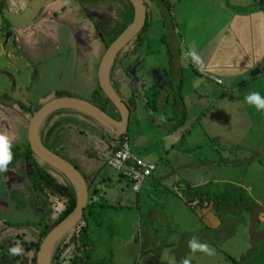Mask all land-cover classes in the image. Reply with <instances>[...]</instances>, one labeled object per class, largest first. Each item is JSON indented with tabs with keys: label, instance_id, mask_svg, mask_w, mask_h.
<instances>
[{
	"label": "rangeland",
	"instance_id": "rangeland-1",
	"mask_svg": "<svg viewBox=\"0 0 264 264\" xmlns=\"http://www.w3.org/2000/svg\"><path fill=\"white\" fill-rule=\"evenodd\" d=\"M57 1L63 4L61 11L58 6L54 5V9L57 10L56 7H58V11L53 13L45 11L44 15L45 3H42L43 0H4L5 9L12 14H20L34 4L39 5L40 11L38 12H41L40 16H37V21L34 20L31 25L25 27L27 32L30 30L32 32L30 37L23 36L21 39L26 40V45L18 44L16 38L14 42L10 40L8 43L5 42V34L11 30L4 26L0 17V93L4 94L3 97L9 95L12 98L11 104H0V132L9 136L12 147L26 141L30 118L37 107L50 99L53 92L58 94L63 91L62 95L87 100L89 92L86 89L95 86V81L93 84L91 80L97 71L98 54L102 46L99 47L97 45L99 42L93 39L91 28L88 27L87 30L80 32L81 30L77 26L68 24L66 27L64 20L68 22L81 20L80 10L88 11L91 4L98 0ZM221 1L226 2L227 0ZM168 2L171 6L170 13L165 12L162 9L163 5L159 2L150 5L148 8L150 11L148 29L141 35L140 40L138 38L139 41H133L130 44L131 50L128 51V48L126 50L128 55L130 54L124 60L127 65H136L140 60H143L145 65L148 64L144 67L148 71L146 73L148 81L151 78L152 80L155 77L158 78L157 75L162 72V70L154 68V65L160 66L162 63L163 66H166L163 62L164 57L161 61L156 58V53L159 52L157 50L162 48L160 44L165 46L164 42H166L169 46L172 43L173 46H171L174 49L171 48V50L174 52L178 48H185L182 42L187 45L189 34L182 42H180L179 36L186 24H189L187 18H191L192 14L195 15L196 10L199 9L201 12L204 10L205 16L209 17L212 14L207 10L216 11L221 6L219 0H168ZM228 2L231 4L230 6L234 5L233 0H228ZM261 5L264 8V0H261ZM164 6L166 5L164 4ZM239 8L248 10L246 5L235 4L234 10H240ZM119 11H116L117 23L119 26H126L130 20L120 19ZM88 13L90 14V12ZM200 13H198V17ZM48 17L58 19L52 21L53 25L47 23ZM218 18V21L226 20L223 13ZM184 19L187 20L186 24ZM35 22L36 24L40 23V27L44 28L43 33H40L36 28ZM51 29L55 30L52 31L55 35L47 33L51 32ZM13 32L16 34V31ZM120 34L118 30L115 34L116 38ZM195 35L192 34L191 37ZM199 38L200 36L194 38L196 39L195 45H198ZM262 38H264V34ZM157 43L160 47H157ZM165 50L167 51V48L163 47V52ZM177 59L184 69L188 68L187 60L182 52L177 56ZM148 66L152 69H148ZM139 76L137 74V77ZM187 85L189 84L186 81L184 87ZM211 88L212 85L209 86V89ZM93 89L94 92L97 88ZM189 90L190 88L186 92L182 89L188 97H193V94H189ZM212 90L218 91V86H213ZM250 90L258 91L261 96H264V76L254 80L253 84L247 85V92ZM152 91L150 89L147 97ZM215 95L216 93L212 97L214 98ZM234 96L237 95L234 94ZM1 97L2 95H0ZM16 102H22L29 112H22ZM210 102L208 101V103ZM202 103L203 100L200 104ZM226 107L230 111L238 109L236 106L223 103V108ZM245 108H249V111L256 110L248 103H245ZM197 109L200 110V108ZM156 121L161 122L160 119H156ZM72 123L75 122L70 124ZM75 124L77 126L80 123ZM159 124L162 125L163 130L168 128L163 125L166 123ZM144 125L153 137L157 136L156 132L159 130L153 131L154 126L151 122L146 121ZM246 126L245 133H248L244 134L243 140L240 139V143L232 140L226 141L227 147L223 153L212 142L215 148L214 152H219L217 154L219 158L215 157L217 166L214 168L220 169L221 179L218 180L220 184L213 186L215 206L209 208L210 212L214 210L221 219L227 216V210L225 212L222 201L225 197L230 196L232 190H235L231 183L237 185L246 181L247 186L262 195L264 200V132L251 129L247 119ZM134 128V122L130 119L126 136L129 140L130 150L139 156L138 143L141 146V140ZM198 134L196 132L197 136H199ZM153 137L148 138L150 144L155 142ZM199 140L204 141L205 139L200 138ZM158 142L160 146L161 142ZM141 148L142 152L147 147L141 146ZM106 171L112 180L110 190L106 192L107 195H102L104 191L102 184L94 185L95 190L90 189L88 196L90 207L88 204L85 208L89 215L85 213L86 215L79 226L61 240L52 256L53 264H70L69 260L75 253L72 241L74 237L80 239V236L77 237V235L82 228H85L86 232L87 258L92 264H181L185 257L190 258L191 264H233L231 261H235L236 264H264V255L263 252H260V246L257 245L255 248L256 242L253 243V240H248L246 237L250 232L247 222L245 226L244 224L239 225L237 230L238 226L234 228L235 236L228 232L220 234L213 229L211 240H199L202 243H208L215 250V255L208 256L201 252L192 253L188 242L194 236L197 239L203 238L201 228H204L205 225L201 221L202 217L191 223L186 219L185 215L187 214L183 213L180 208L164 212L163 206L165 205L158 201L157 196H154L156 188H150V185L148 187L147 181L143 184L145 187L141 189V191L144 189L146 191L136 194L119 177L118 172L109 168ZM156 173L157 171H155ZM224 181L230 182V185ZM169 198L176 202L174 195ZM35 201L38 202L28 178L27 163L19 161L9 164L8 171L0 175V264H16L14 260L17 262L19 257L23 256L21 258H24V255L29 256L26 259V264H33L31 258L34 256L35 249L30 255L24 252L20 255H11L9 248L17 243L20 244V241L27 243L29 239L39 240L38 237L45 234L44 227L41 226H44L45 223L49 225L56 222L64 212L63 203L57 199V196L49 194L47 209L50 213L44 215H40L39 205L36 206ZM111 205L114 208L109 209ZM227 206L231 208L229 205ZM236 208L238 205L232 207L230 212L234 213ZM196 210L199 211L200 208ZM188 212L187 216L193 220L194 212ZM245 212L244 210L242 217L247 221L249 214ZM172 221L176 222V226ZM180 225L186 229V235H180L183 232ZM258 242L264 243V240H258ZM14 257L15 259H13ZM17 263L19 264V262Z\"/></svg>",
	"mask_w": 264,
	"mask_h": 264
},
{
	"label": "crops",
	"instance_id": "crops-1",
	"mask_svg": "<svg viewBox=\"0 0 264 264\" xmlns=\"http://www.w3.org/2000/svg\"><path fill=\"white\" fill-rule=\"evenodd\" d=\"M155 1L163 5L162 9L165 12L164 4H167L171 10L168 0ZM233 2L234 5L230 6L228 0L226 2L219 0L221 5L219 9L216 11L206 9L212 14L209 17L205 16L204 10L201 12L199 9L196 10L195 15L192 14L191 18H187L189 24H186L187 20L184 19L186 26L180 32L179 38L182 42L185 36L189 34L187 45L182 42L185 48H178L174 52L171 50V48L174 49L172 43V46H168L166 42H164L165 46L160 44L162 48L157 50L159 52L156 53V58L161 61L164 57L163 62L166 66H163L162 63L160 66L154 65V68L162 70L157 75L159 81L156 77L153 80L152 78L150 81L147 80L146 73L148 71L144 67L148 64L145 65L143 60H140L138 68L131 67L129 64L125 66V71L122 67L115 69L113 67L110 71V80L121 100L125 104L127 103L126 105L129 107L128 123L124 129L125 134L121 137L126 138L129 148V140L126 135L129 130V120L132 119L134 129L139 135V140H141V146L147 148L141 152L142 148L138 143L139 156L132 153L130 148L129 150L136 158L155 166L154 171L146 181L148 187L150 185V188H156L154 196H157L158 201L165 205L163 211L170 212L173 208H180L187 215L189 214L188 211H192L194 212L193 220L185 215L187 221L191 223L202 217L201 221L204 222L205 227L201 228L203 238L198 240H211L213 235L211 230L213 229H219L220 234L228 232V234L235 236L234 228L238 226L237 230L239 225L244 224L245 226L247 222L248 228L250 226L247 239L253 240V243L256 242L255 248L259 245L260 252H263L264 255V243L258 242V240H264V200L262 195L247 186L246 181L237 185L231 183L235 190H232L230 196L225 197L222 201L223 206L229 205L232 208L238 205L237 210H234L237 214L236 217L233 215L230 219L222 218L220 221L215 211L210 212L209 208L215 206L213 203L215 194L213 186L220 184L218 180L221 179L220 169L214 168L217 166L215 157L219 158L217 156L219 152H214L215 148L212 142L215 143V147L220 148L222 153L227 147L226 141L232 140L240 143V139L243 140L244 134L248 133H245L246 119L251 129L264 132V111H249V108H245L244 99L249 92H252V90L247 92V85L253 84L254 80L264 76V72L259 73L253 80L246 82L251 77L252 71L264 70V38H262L264 34V8L261 7V0H233ZM42 3H45L44 15L46 14L45 11L57 12L58 7L61 11V5H63L57 0H43ZM235 4L246 5L248 10L240 8V10H234ZM54 5L58 6L56 7L57 10L54 9ZM198 13H200L199 17L197 16ZM221 13L225 14V21H218V16ZM57 19L48 17L46 20L47 23L53 24L52 21ZM39 24H36V28L40 33H43L45 30ZM52 31L55 30L51 29V32L47 33L51 35ZM171 31L173 32V30ZM192 34L196 35L191 37ZM31 35L30 30L27 36L30 37ZM199 36V43L195 45L196 39L194 38ZM17 43L26 45V40L18 38ZM158 46L159 43H157ZM163 47H166L167 51L163 52ZM192 48L203 58L206 65L204 71H197L188 60L187 69L178 63L177 56ZM130 69L135 70V76H127L126 72L130 75ZM148 69L152 68L148 66ZM137 74L140 76L137 77ZM91 81L93 84L95 81L94 87L99 88L97 71ZM186 81L189 85L184 87ZM210 85H212L211 89H209ZM213 86H218V91L221 93L217 90H215L216 92L213 91ZM93 88L86 89L89 92V97L86 99L89 102L97 103L98 107L111 117L113 113L115 116L113 118L119 120L116 110L103 94L98 99H91ZM188 88H190L189 94H193V97H188L182 91L184 89L187 92ZM150 89L153 91L147 97ZM214 93L216 95L213 98ZM55 94L53 92L50 98H54ZM0 95H2L0 98L2 100L9 99L10 101L12 99L9 95H5L6 97H3L4 94L0 93ZM202 100L203 103L200 104ZM208 101L211 102L208 103ZM128 102L132 104L130 105ZM18 103L25 106L22 102ZM223 103L236 106L238 109L230 111L227 107L223 108ZM197 110L199 111L197 112ZM160 116L166 118L163 122L166 124L163 125L168 126V128L165 130L159 124L162 122L156 121ZM146 121L153 124V131L159 130L156 132V137H153L151 132L146 130L144 125ZM71 122L80 124L76 126L75 123H72L74 125L70 124ZM53 126L56 128L50 138L47 139L48 146L51 148L49 150L67 160L78 170L87 184L88 196L90 189L95 190L94 185L97 186L98 184L104 186L102 195H107L106 192L110 190L112 180L106 171L109 168L106 162L118 147L120 137L112 136L113 134L108 130L83 114L60 110L51 113L43 122L39 135L40 141L41 137H44V133ZM43 127L45 128L42 130ZM196 132L199 133V136L196 135ZM41 134L43 135L41 136ZM149 137H153L154 144L149 143ZM200 138L205 140L201 141ZM158 141L161 142L160 146ZM25 142H27V136ZM155 171H157L156 174ZM119 177L130 187L121 175ZM224 182L230 185V182ZM144 187L142 185L141 189ZM141 189L138 193L146 191V189L142 191ZM196 191H202L207 198V200H200L199 211L190 208L187 204L188 199ZM49 194L54 197L57 196L51 190L43 188V195L46 196L47 201ZM173 195L176 197V202L169 198ZM44 199L39 200L43 202ZM204 203L207 206H204ZM112 208H114L113 205L109 206V209ZM207 208L209 209L204 210ZM244 210L249 214L247 221L242 217ZM255 210H257L256 214H254ZM172 222L176 226V222ZM180 227L182 228V225ZM182 230L180 235H186V229L182 228ZM72 243L74 244V241ZM78 244L79 240H77L76 246ZM73 246L75 249V244Z\"/></svg>",
	"mask_w": 264,
	"mask_h": 264
},
{
	"label": "water",
	"instance_id": "water-1",
	"mask_svg": "<svg viewBox=\"0 0 264 264\" xmlns=\"http://www.w3.org/2000/svg\"><path fill=\"white\" fill-rule=\"evenodd\" d=\"M126 1L133 8L132 21L109 45L99 62L97 70L99 89L116 110L119 120H115L106 114L98 107L97 103L70 96L50 98L33 113L29 120L27 126V143L30 151L42 164L63 175L70 184L75 196V207L73 211L54 226L42 239L35 257V264H52V256L57 246L68 233L79 226L83 219L84 209L88 204L90 205L88 187L82 175L67 160L50 151L40 141V130L47 116L60 110L74 111L97 122L102 128L113 134L112 136L114 137L118 136L119 138L125 134L124 129L128 123L129 107L114 90L110 80V71L113 68L115 58L119 53L125 52L128 46L136 39L146 20V6L143 0ZM39 9V5L34 4L19 16L4 10H2V15L12 28L19 29L32 22L38 11H40ZM0 104L9 105L11 102L0 99ZM40 123L41 126L38 128Z\"/></svg>",
	"mask_w": 264,
	"mask_h": 264
},
{
	"label": "flooded vegetation",
	"instance_id": "flooded-vegetation-1",
	"mask_svg": "<svg viewBox=\"0 0 264 264\" xmlns=\"http://www.w3.org/2000/svg\"><path fill=\"white\" fill-rule=\"evenodd\" d=\"M143 1H144L145 6H146V20H145V22H146L149 19L148 18V15L150 17V11L148 10V8L150 7L151 4L154 5V2H156V1L155 0H147L149 2L148 4H147V1H145V0H143ZM1 5L3 7L2 9L4 11H7L5 9V7H4V0H2ZM131 9L132 8H130L129 2L126 1V0H98V1H94L91 4V6H90V8H89L88 11H86L85 9L80 10V12H81L80 15L82 17L81 20H72L71 22H68V21H65L64 20V22H65V26L66 27H68V24L69 25H72L74 27L77 26V28H79V30H81L80 32H82L84 30H87L88 27L91 28L92 33H93V35H92L93 36V39L95 41L99 42L100 45L97 44L99 47L102 46L101 47V50H100V53L98 54V59H97L98 60V65H99V62H100V60H101L104 52L107 50V48L109 47V45L116 39V36H115L116 32L119 30V32L121 33L122 30H124L129 25V24H127L126 26H119L118 25V23H117L118 17H117L116 11H119L120 10L119 11V13H120V19L121 18H123V19L125 18V20H128L129 19L130 22H131L132 21V18H133V9L132 10ZM88 12H90V14ZM22 13H20V14L14 13V15L19 16ZM38 13L36 14V16L34 17V19L32 20V22L34 20L37 21V18L40 16L41 12L39 14ZM82 13L84 14L83 16H82ZM160 14H163V12H160ZM0 17L2 18V22L4 23V26H6V28H8L9 30H11V32H6V34H5L6 35L5 36V42L8 43L9 40L12 41V42H14L15 38L18 39V37H19L20 39H23V35H25V33H26L25 37H27V35L29 34V32H27V30L25 29V27L31 25L32 22H30L28 25H26L24 27H21L19 29H14V28H12L6 22V20L1 15H0ZM35 24H36V22H35ZM13 31H16V34H14ZM141 31H142V29H141ZM141 31H140V33H141ZM140 33L137 35V38L134 41H139L140 40L141 34H142V33L141 34ZM138 38H139V40H138ZM130 46L131 45L128 46V51L131 50V47ZM128 51H126L121 56V58L119 60L118 59L117 60L116 59L114 60V63H113L114 69L117 68V67H122V69L125 71V69H126L125 66L127 64L125 63L124 60L130 55V54L128 55ZM139 63H137L136 65L135 64H132L131 67L132 66H135V67L138 68ZM135 73L136 72H135L134 69H132V70L130 69V75H128V72H126L127 76H129V77H131L132 75L135 76L136 75ZM59 93H63V91L62 92H59ZM112 117H115L113 115V113H112ZM41 140H42V137H41ZM42 141H41V143L43 144ZM28 147H29V145H28ZM19 161L20 162H26L27 163V170H28V161L26 160V158L17 159L15 161H12L10 164L15 163V162H19ZM2 174H4V173H2ZM28 178L30 180V184L33 187V190H34L36 196H39V197H37L38 202L35 201V205L36 206L39 205L40 215H44L46 212L47 213H50L49 209H47L48 201L46 200V196H44L43 193L40 194V190L37 188L36 182L38 180V177L37 176L30 175L29 170H28ZM39 199H44V201L41 202ZM57 221L54 222V223H51L49 225L46 224V223L44 224V226H41L40 225L41 227H44L43 229H44L45 234L43 236L38 237L39 240H33V239L31 240V239H29V241L27 243L24 242V241H20V245L23 246V249H24L23 252L25 254L28 253L30 255V253L33 252L34 249H35L34 256L31 258L32 261H33V264H35V257H36V254H37L38 250H39V246L41 244L42 239L44 238V236L54 226H56L58 224ZM26 244H27V247H25ZM74 255H73V257H74ZM21 257H23V256H21ZM21 257H19L18 260L16 259L17 262H19V264H26V261H27L26 259H28L27 257H29V256H25L24 255V258L25 259L24 258H21ZM73 257L71 258V260H69V263L70 264H72L71 261H72ZM13 259H15V257ZM14 262L16 264H18L15 260H14Z\"/></svg>",
	"mask_w": 264,
	"mask_h": 264
},
{
	"label": "trees",
	"instance_id": "trees-1",
	"mask_svg": "<svg viewBox=\"0 0 264 264\" xmlns=\"http://www.w3.org/2000/svg\"><path fill=\"white\" fill-rule=\"evenodd\" d=\"M1 3H2V0H0V15L4 18V16L2 15V10H3L2 8L3 7L1 5ZM129 5H130V3H129ZM165 5L166 6H164V7H165L166 11L168 13H170L168 5L167 4H165ZM130 8H132L131 5H130ZM148 26H149V21L147 20L144 24V27L142 28V31H141L142 34L146 32V30L148 29ZM124 53L125 52L119 53L115 59L119 60ZM263 72H264V70H262V69L252 71L251 77L246 82L253 80L259 73H263ZM101 95H102V93H101L100 89L97 88L92 93L91 99L92 100L98 99V98H100ZM63 96H65V95L58 93L54 96V98L63 97ZM5 100L9 101V99H5ZM128 104L131 105L132 103L128 102ZM16 105L18 106V108L22 112H29V109L27 107L23 106L21 103L16 102ZM38 108L39 107H37L36 110ZM62 111H64V110H62ZM55 128H56L55 126L50 127L46 131V133H44V135L41 134V136L42 135L44 136V137H42L43 141L42 140L41 141L43 142L44 146L50 150H51V148L48 146V140L47 139L50 138V136L53 133V131L55 130ZM11 150H12V153L14 156L12 161H15V160L20 159V158H26V160L28 161V170H29L30 175L38 177L36 185H37V188L40 190V193H43V188H47V189L51 190L54 194H56L57 197H59V200L63 203L64 212H63L62 216L59 218V220L57 221V223H59L69 213H71L75 207V196H74V193H73V190H72L70 184L68 183V181L66 180V178L63 175H61L60 173L48 168V166H46L45 164H42L40 161H38L37 158L30 151L28 144L26 142L23 144H20V145H15L14 147L11 148ZM194 199L199 200V202H201L200 200H203V199L207 200V198H205L202 191L194 192V194L191 196V198L188 199V203L192 202ZM89 207H90V205H89ZM223 208L225 209V212L227 210V213H226L227 216L224 218L230 219L233 215H234V217H236V215H237V214H235L236 212L231 213L230 212L231 208H229L227 205H224ZM85 213H86V210L84 209L83 217L86 214L89 215V212H87L86 214ZM218 218L221 219V217H218ZM208 231H210V230H208ZM212 231L213 230H211V232ZM217 233H219V229L217 230ZM85 235H86L85 228L80 229V231H79L80 239H79V244L77 246H76V243H77L78 239H76V237H74V239H73L74 244H75V255L71 261L72 264H92L88 261L87 250H85V247H87V244L85 242ZM231 262L233 264H236L235 261H231Z\"/></svg>",
	"mask_w": 264,
	"mask_h": 264
},
{
	"label": "clouds",
	"instance_id": "clouds-1",
	"mask_svg": "<svg viewBox=\"0 0 264 264\" xmlns=\"http://www.w3.org/2000/svg\"><path fill=\"white\" fill-rule=\"evenodd\" d=\"M183 55L186 60L193 64L197 71H204L205 62L194 48L185 51ZM244 99L246 103L253 106L257 111H264V96H261L258 91L249 92ZM159 119L163 123L166 118L160 116ZM11 148L12 142L9 136L0 132V174L8 171V166L14 158ZM188 246L192 253L201 252L208 256L215 255V250L208 243L200 242L195 236L189 240ZM22 252L23 248L19 243L9 248L11 255H20ZM181 264H191L190 258L185 257Z\"/></svg>",
	"mask_w": 264,
	"mask_h": 264
},
{
	"label": "built area",
	"instance_id": "built-area-1",
	"mask_svg": "<svg viewBox=\"0 0 264 264\" xmlns=\"http://www.w3.org/2000/svg\"><path fill=\"white\" fill-rule=\"evenodd\" d=\"M106 164L128 182L133 193L140 191L144 182L155 169L151 163L144 162L132 155L125 137H120L118 147L108 158ZM188 204L193 209L200 208V202L196 199ZM203 205L207 206L205 203Z\"/></svg>",
	"mask_w": 264,
	"mask_h": 264
},
{
	"label": "bare ground",
	"instance_id": "bare-ground-1",
	"mask_svg": "<svg viewBox=\"0 0 264 264\" xmlns=\"http://www.w3.org/2000/svg\"><path fill=\"white\" fill-rule=\"evenodd\" d=\"M39 126H41V123L38 125V128H39Z\"/></svg>",
	"mask_w": 264,
	"mask_h": 264
}]
</instances>
